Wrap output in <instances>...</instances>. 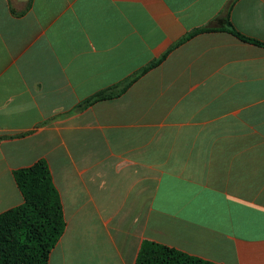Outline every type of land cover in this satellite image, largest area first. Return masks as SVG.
<instances>
[{
	"label": "crops",
	"instance_id": "obj_1",
	"mask_svg": "<svg viewBox=\"0 0 264 264\" xmlns=\"http://www.w3.org/2000/svg\"><path fill=\"white\" fill-rule=\"evenodd\" d=\"M229 23L264 43V0H0V214L47 160L49 264H137L144 241L264 264V46Z\"/></svg>",
	"mask_w": 264,
	"mask_h": 264
},
{
	"label": "trees",
	"instance_id": "obj_2",
	"mask_svg": "<svg viewBox=\"0 0 264 264\" xmlns=\"http://www.w3.org/2000/svg\"><path fill=\"white\" fill-rule=\"evenodd\" d=\"M229 31L240 40L258 46L264 43L239 33L231 26ZM213 31L196 30L184 38ZM151 63L138 76L159 65L164 59ZM132 77L121 86L101 91L85 101V105L121 96L138 78ZM47 160L40 159L29 167L14 171L15 181L23 194L24 203L0 214V264H49L55 248L66 228L63 205ZM137 264H216L192 256L175 248L151 241H144Z\"/></svg>",
	"mask_w": 264,
	"mask_h": 264
}]
</instances>
